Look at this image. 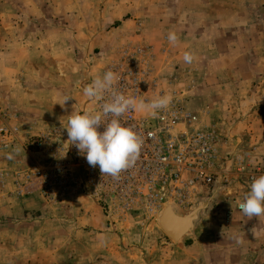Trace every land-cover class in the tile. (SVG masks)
Listing matches in <instances>:
<instances>
[{
  "label": "rangeland",
  "instance_id": "1",
  "mask_svg": "<svg viewBox=\"0 0 264 264\" xmlns=\"http://www.w3.org/2000/svg\"><path fill=\"white\" fill-rule=\"evenodd\" d=\"M207 2L211 10L207 15L203 9V17L218 19L222 17L219 8L229 9L232 25L224 32H230L229 45L220 41L221 25L195 24V16H201L197 9ZM254 17L261 18V25L255 27L251 21L248 24ZM240 18L246 24L238 25ZM3 19L6 22L0 25V34L5 38L0 39V50L6 53L0 59V111L12 123H19L25 130L66 128L69 116L80 114L87 104L83 89L89 79L118 59L126 46L141 43L154 55L152 65L156 67L159 90L170 97L184 94L187 107L200 117L206 130L219 138L223 153L229 154L234 165L239 156L246 169L238 172L232 166L230 183L219 192L212 207L203 212L195 239L204 244L194 255L176 250L179 243L162 230L154 217L135 213L110 229L103 213L105 226L101 228L100 221L95 222L96 204L81 194L69 195L57 203L41 198L46 206L39 203L31 216L22 217V223L0 219V225L15 226L21 231L16 236L2 234L0 240L29 241L32 231V238L39 242V259L52 260V264H258L257 259L242 258L244 251L235 246L239 244L237 231L229 232L228 228L234 219L239 220L238 202H244L254 179L264 175V151L260 150L264 139L257 142L253 138L264 127L258 121L264 118V104H242L245 96L250 102L259 99L264 103V0H0V21ZM132 21L140 25L137 30L135 26L133 31V23L125 35L119 31L123 22ZM64 25L70 26V36L63 34ZM201 29H208L219 40L215 55H222L219 49L223 50L228 60L225 65L217 61L214 73L194 75L183 55L195 48L193 40ZM169 32L178 36L175 44L168 45V41L166 47L170 46L172 57L178 55L179 70L158 68L165 55L158 37ZM256 33L261 40L254 42ZM98 37L99 41H94ZM238 38L250 41L239 42ZM244 48L245 54L240 51ZM241 82L246 84L242 86ZM66 96L70 98L61 107L57 102ZM250 110H257L254 118ZM32 119L37 120L31 122ZM15 153L13 159L0 153L6 168L13 167L16 158L15 166L29 161L22 151ZM9 194L13 195L11 191ZM194 235L186 238L187 249ZM105 243L115 247L112 255L95 248ZM47 244L51 247L48 251Z\"/></svg>",
  "mask_w": 264,
  "mask_h": 264
},
{
  "label": "built area",
  "instance_id": "2",
  "mask_svg": "<svg viewBox=\"0 0 264 264\" xmlns=\"http://www.w3.org/2000/svg\"><path fill=\"white\" fill-rule=\"evenodd\" d=\"M145 46H126L118 59L97 76L113 71L118 76L117 91L146 102L168 96L159 90L153 53ZM183 96L171 97L168 108L159 110L155 118L132 110L120 118L124 126L137 132L142 147L135 165L121 171L118 178L101 174L98 166L91 167L71 145L65 127L26 131L0 112V153L22 151L29 159L13 170L4 167L0 179L5 185V178L12 177L11 193L19 198L36 195L48 203H57L69 195L81 194L102 209L110 229L135 213L157 219L168 201L182 212L188 211L198 197H208L215 188L221 191L230 183L232 166L245 172L246 165L239 156L234 165L229 154L223 153L219 138L206 130ZM101 103L88 98L80 114L99 111ZM98 130L103 131V126ZM203 190L208 193L202 194ZM241 202L237 204L239 211Z\"/></svg>",
  "mask_w": 264,
  "mask_h": 264
},
{
  "label": "crops",
  "instance_id": "3",
  "mask_svg": "<svg viewBox=\"0 0 264 264\" xmlns=\"http://www.w3.org/2000/svg\"><path fill=\"white\" fill-rule=\"evenodd\" d=\"M2 6H4L5 9H9L8 6L6 4H2ZM17 6V5H16ZM202 9H197V11L199 10V15L201 16H195L197 20L195 21V24H198L200 26H206V27H210V26H215V25H221L223 28L219 30L218 34L221 35L223 38L220 41H224L225 43H228V45L230 44V41L232 40L230 32L229 33H224L225 32V27H229L232 24V20L228 17L230 16V14H228L229 9L225 8V7H221L218 10L220 11L219 15H222V17H218V19H216V17H211V16H207V17H203L202 16V10L204 9L207 13V15L210 13V4L207 3H203L200 6ZM193 20V19H191ZM193 20V21H194ZM215 21H217L218 23L216 24ZM250 21L252 22V25H254L255 27L261 25V18L260 17H254L253 20H249L248 24H251ZM6 21L5 19L0 21V25L4 24ZM246 20L244 19H239L238 21V25L239 24H246ZM134 23V28L133 31H135V26H136V30H137V26L140 27V25L136 24V21H132V22H123L120 26H119V31L120 32H125V34L127 32H130V28L132 27ZM1 27V26H0ZM128 28V29H127ZM67 33L68 36H70V26L69 25H65L63 26V34ZM124 34V35H125ZM198 35H196V38L194 41V45L195 48L191 49V53L194 54V61L191 63L190 65V73L191 74H196L199 75L200 73H214V71H212V68L214 69L216 62L219 63L220 61H223V64L225 65V62L228 60V57H226V52L224 53L223 50H220V52H222L223 54L220 55L221 53H219L218 51V55L216 56L215 53L216 49L218 48V46L216 45V42H218L219 40L216 39V37L214 38L213 33H209L208 29H201L199 33H197ZM2 34H0V39L4 40L5 37H1ZM168 34H160L158 37L160 46V49L165 48V52H164V61L163 63L158 67L162 70H171L169 68H174L175 70L178 69L177 67H179V63L177 61V57L178 55H176V53L173 55L171 53V48L170 46H167V39ZM69 38V37H68ZM20 39V38H18ZM100 37L95 38L94 41H99ZM250 41L249 39H241L238 38V41ZM261 40V35L260 34H254V36L252 37V41H260ZM168 45H170V42L168 43ZM240 51L242 53H246V48H244V51L240 49ZM258 52V51H257ZM257 52L254 49V55L257 56ZM6 52L1 51L0 50V59L4 57V54ZM229 54V53H228ZM230 55V54H229ZM243 56V55H242ZM154 57V55H153ZM259 58H261L260 56H258ZM243 60H246V55H244ZM241 59V58H240ZM154 62V61H153ZM2 63V61L0 60V64ZM1 66V65H0ZM153 68L154 67L153 65ZM180 69V67H179ZM178 69V70H179ZM236 72H238L235 69ZM240 71V70H239ZM257 72V69H256ZM4 73H2L3 75ZM2 78V77H1ZM240 84H242V86H244L246 83L245 82H241ZM244 89H247V86H245ZM242 104H246V105H253L256 104L257 102L261 105L264 104L261 100L256 99L254 101H248L249 99H247V97L245 96ZM263 106V105H262ZM260 107V106H259ZM262 110V108H260V111ZM2 112V111H0ZM249 114H252L251 116L254 118V116L257 114V110H250ZM37 119H32L31 122H36ZM10 121V120H9ZM259 123H261V125L264 126V118L260 117L259 118ZM12 122V121H10ZM14 123V122H13ZM17 124V123H14ZM18 126H22L19 123L17 124ZM255 125V123H254ZM64 127V126H63ZM22 129H24L22 127ZM25 130V129H24ZM36 130V131H35ZM26 130V131H31V132H40L42 130ZM253 138L259 142L262 138L264 139V127L261 129V131H259L256 135L253 136ZM258 138V139H256ZM260 144H262V146H260V150L264 151V141L260 142ZM4 155H8L10 153H2ZM13 154V153H11ZM16 154V153H14ZM13 154V155H14ZM14 158V157H13ZM17 160V162L12 163L11 168H9L10 170H13L16 168L15 165H17L18 163V159H14ZM6 160H3V162ZM0 160V170H2L7 163H3ZM13 162V161H12ZM3 181L4 179H0V219H7L9 222L12 223H17V221L19 223H22V217H27L28 215L31 216L32 214V210L33 208H38V204L41 203L44 206H46V202L42 201V199L36 195L33 196H29V197H24V198H19L16 197L14 195H10V191L13 189V179L12 177H10L9 179L5 178V181H7L5 183V185H3ZM228 185V184H225ZM225 185L223 187H225ZM223 187L221 190H223ZM46 203V204H44ZM40 204V205H41ZM97 206V205H96ZM27 210V211H25ZM31 210V211H28ZM22 211V212H21ZM240 213L237 214V218H239V220H235L234 222H232V225L229 226L228 231L231 232V229H233V231H237L238 234V238L242 240V242H240L237 246V249L240 251H244L242 253V258L243 257H249V258H254L255 260L257 259L258 264H263L262 263V259L264 257V215L259 216V217H253L250 218L248 216H246L242 211H239ZM96 213L98 214L97 217V221H100L99 224H102L103 228L105 226V217L103 215V211L100 207L97 206V210ZM236 221V222H235ZM239 223V224H237ZM237 224V226H236ZM201 228V224L197 225V231H195V235L192 237L194 238V241L192 242V244L189 246V249L186 248V246H184V242L186 240L185 237L184 240L182 241L183 243H179L177 245V249H183L184 251H190L192 255H194V253H196V251L200 250L203 247L204 242L200 241L199 239H195L197 238L198 235V231ZM226 231V230H225ZM232 231V232H233ZM21 231L18 230V227L15 226H5V224L0 225V235L2 234H10V235H18ZM31 234V239L29 241H18V240H0V264H52V260L46 259V260H40L39 259V242L34 240L32 238V234L33 232L30 231ZM14 236V237H15ZM239 246V247H238ZM46 250L48 251L49 249H51V247L48 246V244L45 246ZM97 249H105L106 251H109V254L112 255L113 251L115 252V247L112 245V243H105L104 245H98L97 247H95ZM236 248V247H235ZM253 253L251 254L250 253ZM111 252V253H110Z\"/></svg>",
  "mask_w": 264,
  "mask_h": 264
},
{
  "label": "clouds",
  "instance_id": "4",
  "mask_svg": "<svg viewBox=\"0 0 264 264\" xmlns=\"http://www.w3.org/2000/svg\"><path fill=\"white\" fill-rule=\"evenodd\" d=\"M167 39L175 44L178 36L175 32H169ZM194 59L191 52L183 55L185 63L191 64ZM117 81V74L111 70L106 71L102 77L94 78L83 89V94L90 100L102 101L100 110L71 114L66 127L68 140L86 158L87 163L93 168L98 166L101 174L114 178H118L121 171L135 165L142 147L137 132L130 126H124L120 118L130 110L147 112L155 118L159 110L167 109L172 100L170 96H160L146 102L134 96H126L115 89ZM106 96L110 98L105 100ZM69 98L66 96L62 102L57 103L64 107ZM101 126L103 131L98 130ZM7 158L13 159L12 154H8ZM239 209L250 218L264 215V175L254 179ZM237 242L242 240L238 238Z\"/></svg>",
  "mask_w": 264,
  "mask_h": 264
},
{
  "label": "water",
  "instance_id": "5",
  "mask_svg": "<svg viewBox=\"0 0 264 264\" xmlns=\"http://www.w3.org/2000/svg\"><path fill=\"white\" fill-rule=\"evenodd\" d=\"M219 192L220 190L215 188L210 196L198 197L191 208L184 212L175 203L168 201L158 214V225L175 243L182 242L185 237L195 233L203 212L212 207L217 200ZM170 213L183 220L186 219L185 224L179 225L177 228L170 227L167 222L168 214Z\"/></svg>",
  "mask_w": 264,
  "mask_h": 264
},
{
  "label": "bare ground",
  "instance_id": "6",
  "mask_svg": "<svg viewBox=\"0 0 264 264\" xmlns=\"http://www.w3.org/2000/svg\"><path fill=\"white\" fill-rule=\"evenodd\" d=\"M167 222L170 224V227L177 228L179 225L185 224L186 219L183 220V219L178 218V217H176L170 213V214H168V221Z\"/></svg>",
  "mask_w": 264,
  "mask_h": 264
}]
</instances>
